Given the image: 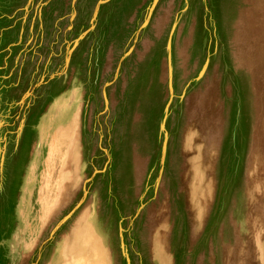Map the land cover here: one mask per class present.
<instances>
[{"label": "rangeland", "instance_id": "1", "mask_svg": "<svg viewBox=\"0 0 264 264\" xmlns=\"http://www.w3.org/2000/svg\"><path fill=\"white\" fill-rule=\"evenodd\" d=\"M63 245L264 264V0H0V264Z\"/></svg>", "mask_w": 264, "mask_h": 264}, {"label": "crops", "instance_id": "2", "mask_svg": "<svg viewBox=\"0 0 264 264\" xmlns=\"http://www.w3.org/2000/svg\"><path fill=\"white\" fill-rule=\"evenodd\" d=\"M66 103L60 98L55 101L54 107L52 108V113L51 115L55 117V115L58 117L59 116V122L61 123V129L62 131L61 134L63 135L62 141L66 145L71 143V141H68L69 139L71 140L74 138V128L76 126V112L71 113V115L66 114L65 112V107ZM50 115V116H51ZM67 154L72 158V160L77 163V156H78V150L77 146L75 147H69L67 148ZM69 172L66 173L68 175ZM77 181V178H76ZM98 236L95 232V230L91 229L90 226H88L86 229L83 230V226L77 225L74 232H73V237H72V251H70V256L75 257L76 259L81 260L83 262L85 260V253L83 252L81 254H77L74 251H77L78 249H91L92 253L93 251H98L99 250V245L100 242L97 239ZM76 253V254H74ZM91 253L92 259H96L95 257H98V254L94 256V254ZM66 245H63L61 250L58 252L57 256L55 257V260L53 261V264H60L62 261H64L66 257ZM62 264V263H61Z\"/></svg>", "mask_w": 264, "mask_h": 264}]
</instances>
